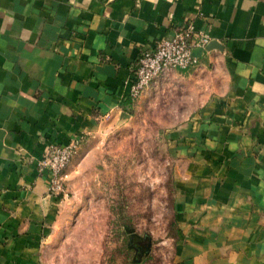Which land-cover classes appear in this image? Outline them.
Returning <instances> with one entry per match:
<instances>
[{"label": "crops", "instance_id": "crops-1", "mask_svg": "<svg viewBox=\"0 0 264 264\" xmlns=\"http://www.w3.org/2000/svg\"><path fill=\"white\" fill-rule=\"evenodd\" d=\"M191 23L211 75L164 137L178 264H264V0H0V264H43L59 197L37 161L129 116L141 50ZM181 75L187 72L177 71Z\"/></svg>", "mask_w": 264, "mask_h": 264}, {"label": "rangeland", "instance_id": "rangeland-1", "mask_svg": "<svg viewBox=\"0 0 264 264\" xmlns=\"http://www.w3.org/2000/svg\"><path fill=\"white\" fill-rule=\"evenodd\" d=\"M175 72L146 89L125 119L80 143L63 173L43 264H178L164 135L215 85L211 75L194 81Z\"/></svg>", "mask_w": 264, "mask_h": 264}, {"label": "built area", "instance_id": "built-area-1", "mask_svg": "<svg viewBox=\"0 0 264 264\" xmlns=\"http://www.w3.org/2000/svg\"><path fill=\"white\" fill-rule=\"evenodd\" d=\"M211 42L209 35L197 32L191 23L176 27L170 37L161 38L138 55L135 63L130 98L137 100L150 86L173 71L191 70L196 59L194 48L206 49ZM80 141L70 140L64 144H53L37 161L39 173H46L49 194L58 197L63 192V173L74 157Z\"/></svg>", "mask_w": 264, "mask_h": 264}, {"label": "water", "instance_id": "water-1", "mask_svg": "<svg viewBox=\"0 0 264 264\" xmlns=\"http://www.w3.org/2000/svg\"><path fill=\"white\" fill-rule=\"evenodd\" d=\"M217 46H218L217 43H215V42H210V43L207 45L206 49L213 48V47H217Z\"/></svg>", "mask_w": 264, "mask_h": 264}, {"label": "trees", "instance_id": "trees-1", "mask_svg": "<svg viewBox=\"0 0 264 264\" xmlns=\"http://www.w3.org/2000/svg\"><path fill=\"white\" fill-rule=\"evenodd\" d=\"M189 70H186V71H182V72H188Z\"/></svg>", "mask_w": 264, "mask_h": 264}]
</instances>
